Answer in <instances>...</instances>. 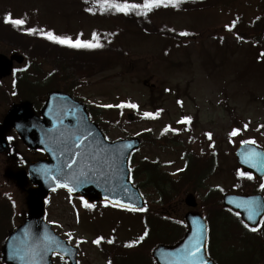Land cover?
Masks as SVG:
<instances>
[{
  "label": "rangeland",
  "instance_id": "rangeland-1",
  "mask_svg": "<svg viewBox=\"0 0 264 264\" xmlns=\"http://www.w3.org/2000/svg\"><path fill=\"white\" fill-rule=\"evenodd\" d=\"M111 1L143 3V0ZM226 3L225 0L208 1L200 10L195 6L191 9L189 4L179 8L154 9L148 19L160 30H155L158 31L156 34H141L133 24H128L126 29L124 23L117 21L112 11L105 10L103 0H0V6L11 8L15 17L28 15L56 33L76 35L81 32L87 39L95 31L103 32L105 39L121 50V63L88 78L77 77L76 84H69V87L74 96L91 105L94 120L101 126L107 140H123L150 133L146 139L148 143L142 144L135 157L157 162L165 174L173 177L171 180L177 185V190H172L170 200H173L168 204L158 203L157 197L141 178L138 180L141 193L149 204V215L167 216L168 221L175 222L176 226L187 211L183 204L186 194L195 195L200 206L198 211L202 212L204 208L200 203L209 202V193L214 194L216 190L237 192L232 177L236 167L234 150L242 139H256L264 148V127L260 129L264 125V56L261 55L264 53V33L256 46L251 40L254 37L243 41L225 27L236 21V30L240 33L252 24L259 16L261 0H231L228 6ZM88 8L93 11H87ZM182 32L189 35H180ZM12 51L15 50L10 46L0 45V54L8 56ZM18 53L26 57V54ZM112 59H116V54ZM49 70L50 67L44 66L40 72L44 80ZM20 74H24L22 77L26 80L29 76L34 78L25 65H15L12 78ZM11 80L3 81L2 90L6 89L8 93L4 103H0V114L11 104ZM33 82L44 84L42 78ZM36 92L38 103L48 94L42 97ZM177 101H182L183 106ZM121 103H135L139 109L107 107V110L97 111L101 110V105ZM158 110H163L158 118H143L144 112L155 113ZM183 115L193 120V127L189 129L191 133L178 135V141L173 144L159 142L157 136L166 126L174 129L184 127L178 123ZM233 117L239 121V127L244 123L248 125L247 129L241 130L243 134L235 137L230 136L235 126ZM205 132L212 133L214 151L225 157L227 172L221 176L218 171H212V176L197 183L209 168L208 161L203 160L205 163L199 176L183 175L185 177L177 182L176 173L182 170L185 161L195 154L204 156L208 153V146L204 142L199 144ZM172 137V134L168 136ZM13 149L19 157L0 155V200L7 210L12 211L14 224L11 223L10 229L25 217V193L13 181L6 180L4 171L25 169L28 162L41 157L39 153L27 151L18 141L13 142ZM181 181L187 183L185 188L178 186ZM95 213H98L97 219L90 215L82 220L84 214L80 202L70 199L63 191L51 194L46 201V221L58 235L79 246V264H106L92 242L97 236L107 239L111 230L116 229L118 241L122 242L128 236L136 241L144 231L141 224L133 223L134 218L126 214L104 209ZM209 223L213 232L214 224L210 218ZM174 227V224H168L167 233H175L172 231ZM229 228L233 230V226ZM159 231L157 234L160 236L165 233ZM257 248L254 246L253 251ZM224 250L229 253L233 248L227 245ZM53 263L67 264L58 257L53 258Z\"/></svg>",
  "mask_w": 264,
  "mask_h": 264
},
{
  "label": "water",
  "instance_id": "water-1",
  "mask_svg": "<svg viewBox=\"0 0 264 264\" xmlns=\"http://www.w3.org/2000/svg\"><path fill=\"white\" fill-rule=\"evenodd\" d=\"M13 61L21 64L23 57L16 54L9 58L0 55V79L11 74ZM9 129L15 131L31 152L41 150L45 156L30 163L26 172H5V176L13 179L20 189L28 182L33 187L26 192V220L8 236L3 245L4 264H33V260L35 264H52L54 254L68 259L70 264H76V248L68 246L44 221L45 199L53 191L63 189L71 197L84 198L90 204L106 202L119 207L116 204L119 201L129 207L143 208L142 198L129 182L127 167L130 154L140 146L139 140L106 142L98 127L89 123L85 107L69 96L59 92L50 94L40 116L35 115L28 102L12 106L0 126V153L8 148L5 134ZM81 172L86 175L81 176ZM64 183L75 190L70 194L60 186ZM255 199L258 198L229 195L224 198V206L240 212L243 219L253 226L263 212L262 202H259L258 214L252 221L247 219L248 213L243 207L237 205ZM186 204L193 207V197H188ZM185 222L189 230L179 243L172 247L160 245L153 250L155 264H186L180 254L186 245L194 242L197 233L202 234L203 259L206 264H213L205 252L204 222L196 214H187ZM29 245L36 252L34 257L27 254ZM44 246H50L52 250L41 256ZM21 256L24 258L21 259Z\"/></svg>",
  "mask_w": 264,
  "mask_h": 264
},
{
  "label": "trees",
  "instance_id": "trees-1",
  "mask_svg": "<svg viewBox=\"0 0 264 264\" xmlns=\"http://www.w3.org/2000/svg\"><path fill=\"white\" fill-rule=\"evenodd\" d=\"M208 1L217 2L218 0H200L195 2L185 0L180 4L179 7L185 4H189L191 6V9H193V7L195 6L196 10H200ZM225 1H227V3L225 4L227 6L231 2V0ZM186 9H188V7ZM109 10L114 13L117 21H121L127 27H129L128 24H133L136 27L137 31H139V33L141 34H145L146 32L156 34L158 33V31L155 30H160L152 25L150 19H148V15H141L136 11H132L129 14L125 15L124 13L116 12L114 9ZM8 14H11L14 19H24L26 21L25 25L17 28L10 24L4 23L3 18ZM29 27L41 28L46 31H53L47 26H41L38 20L33 19L28 15L14 17L11 8H9L8 6H0V45H8L12 48V50L26 54V64L28 67H30L31 72L35 74L34 77L40 79L42 78L44 82L43 85H37L36 82H33L31 78H29V80L25 79V81H16L15 85L18 84V88L16 89V91H14L16 87L14 85L13 91L17 92V96L19 99H29L34 101L36 97L34 93L36 91L37 94H43V92L46 93L50 90L59 89L69 92L71 91V87H69V84H76L77 77L88 78L95 73L106 70L113 63L112 57L115 54V61L120 60L121 50H119L118 47L114 48L109 43V41L105 39L104 33L98 35L100 38L99 43L102 45V47L95 49H74L51 43L50 41L43 39L40 35H28L26 34V30ZM250 33L251 36H249ZM254 33H257L258 35L255 36ZM263 33L264 0H261L258 18L253 21L252 24L248 25L242 31H240L239 36L243 37L245 40H247L249 37H254L252 40L258 43V39ZM80 34L81 33H78V35L75 36L69 35L67 33L58 35H67L75 39ZM80 38L86 40L83 36H81ZM111 53H113V55L110 57ZM44 66L50 67L47 76H44L45 80L43 77H41L40 73L42 72ZM4 93L7 94L8 92L4 91ZM130 164L132 166V179L136 181L144 178L145 183L148 187H150L155 192L160 193L159 197L161 199H168L166 198V194L162 191L177 190V185H175V183L170 178L168 179L165 175L160 173L157 174L156 165L149 162L146 163L145 161L137 160L135 157H132ZM183 184L184 182L180 183V188L183 187ZM171 194L172 192L170 193L169 197H171ZM166 202L167 200H165V203ZM2 203L4 202L0 200V250L4 238L11 230L10 219H12L11 211L7 210V207ZM162 224L165 232V238L164 240L157 239L156 241L157 243H168L170 240H172L169 239L167 234V232H169V228H167V226L171 223L165 216H163ZM1 226L4 228H1ZM176 240L177 238H174L170 242H175ZM156 241H148L146 245L132 249L131 253L133 258L131 260H128L124 264H153L148 251L149 248H151L156 243ZM145 248H148V250L146 251ZM253 258L254 254L249 256V261H246L242 264H254ZM113 264H121V262H113Z\"/></svg>",
  "mask_w": 264,
  "mask_h": 264
},
{
  "label": "snow or ice",
  "instance_id": "snow-or-ice-1",
  "mask_svg": "<svg viewBox=\"0 0 264 264\" xmlns=\"http://www.w3.org/2000/svg\"><path fill=\"white\" fill-rule=\"evenodd\" d=\"M86 2H87V0H86ZM181 2H182V0H143L142 4H138V3H131V4L130 3H123V4H121V3H116V2H109V0H103L105 10L114 9L116 12L124 13L125 15L129 14L132 11H136L138 14L145 15V16H147L154 9H158L160 7L179 8ZM87 11L92 12L93 9L88 8ZM3 22L6 24H10V25L17 27V28L22 27L26 23V21L24 19H14L11 14H8L7 16H5L3 18ZM225 27L228 31H231L235 27V22L231 25H225ZM26 34H28V35H40L43 39H46V40L50 41L51 43L58 44L61 46H66L68 48L95 49V48L102 47V45L99 43L100 38L96 33L92 34L91 40H84V39L80 38L83 35L82 33L74 39L71 36L58 35L55 32L50 31V30L46 31V30L41 29V28L29 27L26 30ZM180 35L187 36V35H189V33L182 32V33H180ZM237 38L243 39V37H240V36H237ZM261 55L264 56V53H262ZM177 103L180 104L181 106H183L182 101H177ZM101 106L102 107H108V108L118 107V108L123 109V108L127 107V108H131V109H136V110L139 109V106L135 103H127V104L121 103L118 105H110L109 104V105H101ZM161 111H163V110H158L155 113L146 111L143 113V118H145V119L158 118L160 116ZM178 123L190 124L191 118L190 117H184L182 120L178 121ZM261 127H264V125H262ZM247 128H248V125L245 124L244 129H247ZM163 131H164V133H167L169 131L178 133L179 130L174 129L169 125V126H166ZM240 131H241V129H239V128L233 129L230 133V136L235 137L240 133ZM206 135H207L208 139L211 141L212 140V133H206ZM243 143L255 145L256 140L255 139L245 140V141H243ZM259 155H260L259 153H255V152L248 154V155H245V163L251 162L254 157H259ZM73 163H75V161H73ZM68 166L71 167V164H69ZM253 166L255 167L256 164L253 163ZM80 175L84 176L86 174L84 172H81ZM238 175L241 178H247V179H253L254 178L251 175H248L243 171H240L238 173ZM60 186L66 188L70 194L75 190L73 187L69 186V184H67V183L61 184ZM260 187L262 190H264V184H261ZM125 191H126V189H125ZM116 204L125 210L146 211V209H144V208L137 209L135 207H129L127 205L120 203L119 201H117ZM83 205L85 208H89V209L95 208L94 204H90L86 200L83 201ZM237 207H243V208H246L248 210L247 219L249 221L254 220V217L258 214L255 202H244L242 204L237 205ZM237 215H239V213H237ZM77 216H78V214H77ZM243 226L245 228L249 229L250 231H253V232H256L259 230L257 227H250V225L247 223H244ZM261 226H264V221H261ZM147 235H148V232L145 231L143 233V235L139 238V240L143 241L147 237ZM104 239L105 238L103 236H100V237H97L92 242L96 245H100ZM81 242H83V241H81ZM107 242L113 243L114 241L108 240ZM135 243H137V242H133L127 246L132 247V246H134ZM50 250H52L50 246H44L40 252V255L42 256L44 252H47ZM201 253H202V234L197 233V235L194 237V242H190V244L186 245L180 255H181V259L184 260L186 262V264H206V261L203 259ZM27 254L31 255L33 257L36 255V252L31 247V245L28 246ZM23 258L24 257L21 256V259H23ZM33 264H35L34 260H33ZM108 264H111V261H109Z\"/></svg>",
  "mask_w": 264,
  "mask_h": 264
},
{
  "label": "flooded vegetation",
  "instance_id": "flooded-vegetation-1",
  "mask_svg": "<svg viewBox=\"0 0 264 264\" xmlns=\"http://www.w3.org/2000/svg\"><path fill=\"white\" fill-rule=\"evenodd\" d=\"M1 97V95H0ZM243 127V126H242ZM241 134H243L241 132ZM240 134V135H241ZM243 136V135H242ZM253 138H249V139H242L241 143H243V141L245 140H250ZM256 140V139H255ZM256 143H258L256 141ZM208 156V155H207ZM208 160V164H209V169H208V173H207V177L212 176V174L216 171H218L219 174H222L221 176L224 175V173L227 172V168L225 167V157L223 156H218L217 153L214 154L212 157L207 158ZM242 159V158H241ZM243 162L240 161V163L242 164V166L236 164V176H238V187L242 189V191H240V194H252V195H260L264 201V190L261 189L260 185L264 184V178L259 179L256 176H254L253 174L250 173H246V171H249V169L251 167L246 166L245 164H243L245 162L244 159H242ZM218 161V162H217ZM219 164V166H218ZM210 167H211V171H210ZM225 168V169H224ZM214 171V172H212ZM240 171L245 172L248 175H251L252 177H254L253 179H247V178H241L238 173ZM261 168L260 167H256L254 168V173L255 172H260ZM216 196H212L211 193H209L208 195V200L209 202L205 201L204 203L201 202L200 205L202 206V208H204L206 210L207 213L212 214V218L213 221L220 224L221 227L224 226V223L226 224L227 222L224 221L223 218V213L219 211L217 205L219 202H222V197L223 195H220L218 192H215ZM219 195V196H218ZM220 196H221V200H220ZM198 207V204H197ZM200 207V206H199ZM236 221H233L235 223L238 224L242 238H245L246 240L250 237V238H254V240L256 241L257 245H262L264 246V226H261V221H264V215L261 218L259 224L257 225V228L259 229L258 231L251 233L253 231H250L249 229L245 228L243 226V222L240 218V216H236ZM222 221V222H221ZM228 225V224H227ZM219 250H222L221 247H218ZM124 250H128V249H124ZM264 251V249L262 250ZM217 252V248H213V253Z\"/></svg>",
  "mask_w": 264,
  "mask_h": 264
}]
</instances>
